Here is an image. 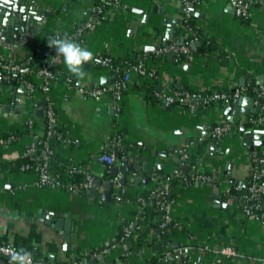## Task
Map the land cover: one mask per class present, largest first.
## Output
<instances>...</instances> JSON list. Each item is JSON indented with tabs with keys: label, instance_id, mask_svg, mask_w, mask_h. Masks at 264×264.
Returning a JSON list of instances; mask_svg holds the SVG:
<instances>
[{
	"label": "crops",
	"instance_id": "obj_1",
	"mask_svg": "<svg viewBox=\"0 0 264 264\" xmlns=\"http://www.w3.org/2000/svg\"><path fill=\"white\" fill-rule=\"evenodd\" d=\"M34 1L38 10H47L48 16L40 25L25 32L24 38L16 44L0 40L3 60L20 61L26 47L38 42L46 31L70 34L97 0ZM245 1L249 4L246 15L239 18L234 15L229 0H185L193 26L211 39L215 49L180 62L167 58L165 52L163 59L151 60V56L162 53V47L176 44L175 36L158 50L145 47L160 44L167 29L162 25L164 17L170 20V29L178 30L177 36L182 37L184 43L193 41H186L191 32L183 27L181 0H117L116 9L106 10L94 28L81 34L78 43L73 40L94 56L142 57L154 72L150 78H130L115 114L107 96H81L67 89L61 81L68 77L75 86L91 88V82L92 87L102 85L100 76L115 79L113 71L88 63L84 66L87 76L80 80L68 72L63 57L55 61L60 77L51 82L48 94L55 108L57 126L65 135L56 145V158L88 172L99 182L109 170L99 156L118 151L113 148V142L119 137L125 152L115 165L123 184L119 181L118 185L113 184L107 201L99 194L108 182H103L98 190L94 188L96 192L91 198L86 196L85 190L68 189L66 185L71 182L67 174L60 179L61 185H37L33 171L7 169L2 164L6 159L21 155L23 148L32 142L31 136H22L0 149V244L12 245L20 252L26 250L33 258L52 264H78L89 258H95V264H123L120 257L128 255L131 241L127 239L120 245L114 238L120 225L132 218L135 205L129 198L115 200L114 196L118 192L134 194L147 189L149 175L161 171L182 177L167 211L168 220L185 233L169 235L170 248L187 246L192 256L199 255L208 263L264 264V225L240 212V190L234 188L239 184L242 189L249 181L254 166L252 153L264 152V143L247 150L238 126L245 123L247 130L262 128L251 126L245 114H238L228 122L223 109L231 99L189 110L153 98L149 88L154 84L156 89L166 92L179 88L231 91L245 86L248 81L264 86V10L256 0ZM181 46L188 50L195 47ZM19 64L17 77L13 76L16 72H12L0 82L4 84L3 90L0 89V133L32 122L31 129L39 134L43 131L46 107L40 90L43 78L32 67L22 69L23 64ZM260 79L262 84L259 85ZM241 82L243 85H239ZM26 83L31 89L26 88ZM245 94L253 96L252 92ZM38 110H42L41 115H37ZM253 114L254 111L247 115ZM223 123H229L231 129L218 138V148H210L212 129ZM262 139L264 141V134ZM180 148L188 154L184 162L177 157L176 151ZM143 159L145 171L141 170ZM127 162L135 163L133 170L124 171ZM183 166H187L185 173ZM191 174L203 178L183 182V177ZM63 218L70 220V232L74 234L66 244L64 230L54 223ZM149 238L161 247L164 244L157 234ZM223 247L231 248L234 254H220L219 249ZM148 254L149 249L143 248L136 255H128L126 260L128 264H140ZM0 264H3L1 257Z\"/></svg>",
	"mask_w": 264,
	"mask_h": 264
},
{
	"label": "built area",
	"instance_id": "obj_2",
	"mask_svg": "<svg viewBox=\"0 0 264 264\" xmlns=\"http://www.w3.org/2000/svg\"><path fill=\"white\" fill-rule=\"evenodd\" d=\"M183 6L181 7L180 11L182 12V21L183 27L186 31L192 33V29L186 23V20L189 16V10L186 6L185 0H181ZM117 0H97L96 3L90 8L86 18L76 26L74 30V34L78 37L82 33L87 30L94 28L97 22L101 19V14L106 10H112L117 8ZM229 5L232 8V11L236 17L242 18L246 15V11L248 8V2L245 0H229ZM264 10V5L262 6ZM53 36H58V32L54 31ZM80 41V39H79ZM166 51H171L175 53H185L187 52L186 47L181 46L180 44L171 43L166 45L160 49V52L164 53ZM58 57L56 54L49 55L40 65L37 70V74H39L43 78V84L40 86V90L43 94V101L45 103V111H44V118L46 120L45 127H44V135L45 140L42 141L44 145V152L47 154L51 153V150L47 148V137L51 136L57 125V118L56 112L54 110V106L50 96L48 94V89L52 81L56 80L54 73H52L48 69V64L51 62H55ZM21 68V64L19 63H10V62H2L0 60V82L6 78V75L3 73L4 71L9 72H18ZM119 68V67H118ZM120 74L115 77L113 82L110 84H102L98 86H93L91 88H84L80 87L79 85H74L70 78L63 77L61 78L62 83L65 85L67 89L73 90L77 92L81 96L87 97H98L105 95L107 96L114 108V113L116 114L119 110L120 101L122 99L123 92L126 88V85L132 76L137 78H150L153 77L154 72L149 70L146 64H143L141 60H137L136 62L127 63L124 62L120 64ZM117 70V68H116ZM26 88L31 89L30 84L26 83ZM246 88L244 86L234 88L232 91H191L188 89H183L180 91L175 92H166L157 89L153 91L152 97L155 99H159L169 103L178 102L179 105L185 106L189 110H193L197 107H204L216 101H227L232 97H237L239 95L245 94ZM253 96H255V103L259 104L258 112L253 115H246V121L250 123L253 127H260L264 129V86H259L253 90ZM28 126H31L32 122H27ZM231 129V125L229 123H223L220 125L215 126L212 129L211 136L218 139L223 132H227ZM32 142L28 145V147L21 152V154H27L32 152L34 149V141L39 140L38 134H32ZM11 139V137L7 138L6 140ZM5 140L0 139V146L4 143ZM120 138L116 137L114 140V146L120 145ZM177 157L180 162H184L188 159V154L183 148L178 149ZM100 160L105 161L108 166L115 164V157L113 156L112 152H104L99 156ZM252 160L254 163L253 169L250 173V180L249 184L246 187L244 192L239 194V201H240V212L244 215L252 216L256 220H258L261 224L264 225V152L260 155L256 152L252 153ZM19 170H31L35 173V183L37 185H48V184H55L61 185L60 179L52 180L48 176L47 169H46V160L43 158L40 163L30 167L28 164H22ZM153 179V174L150 176ZM203 176L199 174H191L189 177H183V182L187 180H198L202 179ZM120 179L119 173L115 174L112 183L118 185V181ZM92 176L85 172L83 182H80L77 186H73L71 183L66 185L68 189H73L77 187L80 190H87L89 188H97L94 184ZM235 189L240 190L241 187L239 184H235ZM167 189V185L164 184L162 191ZM115 200H119V196H114ZM263 204V206H262ZM168 206V205H167ZM164 214V221L160 223V227H162L165 222L168 220V211ZM131 220L122 228V233L118 239L119 244L123 245L124 242L127 240L128 237L132 236L130 233L131 227ZM20 253L18 249L14 246L9 244H0V257L2 258L3 264H14L15 262L12 261V257ZM219 253L222 255H231L234 254L233 250L228 247H223L219 249ZM216 264L213 262H204L201 260L199 255L192 256L190 254L189 248L187 246H178L176 248H172V250L165 251L161 255L159 263L155 264ZM31 264H52L43 260L41 258H33L31 256ZM70 264H76V262H72Z\"/></svg>",
	"mask_w": 264,
	"mask_h": 264
},
{
	"label": "trees",
	"instance_id": "obj_3",
	"mask_svg": "<svg viewBox=\"0 0 264 264\" xmlns=\"http://www.w3.org/2000/svg\"><path fill=\"white\" fill-rule=\"evenodd\" d=\"M255 3L258 6L262 7L264 5V0H256ZM104 13L105 11L103 10L101 14V19L103 18ZM186 23L192 29L191 36L188 37L186 41H189L190 39L193 41H197L198 44L191 50L187 49V52L185 53H175L171 58L175 62H180L184 58L187 59L192 56L206 55L215 49V44L211 41V39L203 35L200 29L195 28L193 26L190 14L186 20ZM53 34H54V30L46 31L38 42L34 44H30L26 47V50L21 60L15 63H22L23 64L22 69L26 67L28 68L32 67L33 70L37 71L41 63L49 55L56 54V50L54 48L48 47V43H47L48 38L50 36H53ZM65 35L68 38L77 41V43L81 38V35L77 37L74 34V31L71 32L70 34L65 32H58V36H60L61 38L64 37ZM164 56H165L164 53H159L154 56H151V60L152 61L160 60L163 59ZM57 57L59 58L62 56H57ZM0 60L2 62H8L6 60H3L2 58H0ZM137 60H141L143 64H145L146 62V59L142 57L121 59V58H112L110 56H107L106 54H100L98 56H94L93 60L89 63H93L97 66L108 67L111 71L114 72V75L117 78V76L120 74L121 71L120 64H123L124 62L132 63V62H136ZM147 68L151 70V67H147ZM48 69L52 73H54L55 79H58L60 77L57 63L55 62L49 63ZM3 73L6 76L11 75V72L9 71H4ZM244 87L246 88V93H251V92L253 93V90L255 88H258L259 86H256L252 81H248ZM149 88L151 92L157 90L154 87V84L151 85V87ZM183 89L185 88H179L176 91H180ZM175 104H178V102L175 101ZM45 123L46 120L43 117V131L38 134L40 139L34 141V149L32 152H29L24 155L23 154L17 155L16 157L6 159L2 161V164H4L7 169L9 168L19 169L22 164H28L30 167H33L34 165L40 163L41 160L44 158L46 160V169L50 179L52 180L62 179L63 175L67 174L68 177L70 178L71 184L73 186H77L80 182H83L85 173L80 169H76L70 166L66 161H60L59 159L56 158L55 155L56 145L59 144L62 140H64L65 137V135L60 131L57 125L55 127L54 133L46 138L47 148L51 150V153L47 154L46 152H44L45 147L42 144V141L45 140V135H44ZM32 127L33 124L31 126H28V124L25 123L20 129H13L0 133V139L5 140L4 143L0 146V149L2 147L8 146L9 144L16 142L22 136L25 135L31 136L33 133L35 134V132L31 129ZM9 137H11V139L6 140ZM26 148L27 147H24L23 151ZM113 148L118 150L117 160L118 162H120L121 161L120 159L122 158L125 152L123 143L114 146ZM256 153L260 155L262 152L259 151ZM119 170L122 171L121 166H119ZM151 174H153V179H151L150 178L151 175H149L150 185L147 189H143L142 191H139L134 194H130L126 192L120 194H118L119 193L118 192L116 194L117 196H119V199H124V198L131 199V202L135 205V208L132 211V218L130 219L132 222L130 227V233L132 236L127 238L130 239L132 245L127 251H128V255H136L138 252H141L143 248L149 249L150 254H148V256L145 257L142 260V262H140V264L159 263V260L163 252L172 250V248L169 247L170 245V241L168 240L169 235H184L185 233L183 229L181 228L178 229L170 220H167L162 227L159 226L160 223L164 221L163 217L166 211V206L171 202L172 198L174 197L175 190L182 177L180 175H175V176L169 175L161 171H156ZM114 177L115 175H111L109 170H106L102 175L101 180L98 183H95V186L97 187L96 189L98 190L100 186H103V182H108L110 187L109 191H112L113 189L112 180L114 179ZM164 184L167 185V189L165 191H162ZM248 184L249 181L247 182L245 187L240 189V193L246 190ZM128 222L129 221L127 222L125 221L120 225V227L118 228V232L114 238V242H117L119 244L118 239L122 233V228ZM152 234H157V236H159L161 241L164 242L162 247L159 246L154 239L149 238ZM128 255L124 254L120 257V260L123 264H128L126 260ZM175 264H180V263L178 262Z\"/></svg>",
	"mask_w": 264,
	"mask_h": 264
},
{
	"label": "water",
	"instance_id": "obj_4",
	"mask_svg": "<svg viewBox=\"0 0 264 264\" xmlns=\"http://www.w3.org/2000/svg\"><path fill=\"white\" fill-rule=\"evenodd\" d=\"M190 2V0H187ZM192 10L193 7L191 6ZM48 16L47 10L37 9L35 6L34 0H9V2H5V0H0V40L3 42L9 43H17L19 39L24 38V33L27 31H31L36 25H40L42 19ZM174 22V21H173ZM162 25H166L167 29H165V33L163 34V38L159 45L155 46H147L145 49L158 50L160 46H164L168 41H170L171 36L177 37L175 41L176 44L180 45H189L190 47L196 46L198 44L197 41H189L188 43H184L182 37L177 36L178 30L176 28L170 29V20L166 17L163 18ZM75 42V41H74ZM76 43V42H75ZM165 55L167 58H171L174 53L171 51H166ZM22 72V70L20 71ZM19 72L13 74L14 77H17ZM114 79L111 78L108 80L107 77L100 76L99 82L100 84H108L111 83ZM261 80V79H260ZM258 81V84H262V80ZM92 82L90 87H92ZM243 85V82L241 84ZM4 84L0 85V89L3 90ZM233 90V89H232ZM231 90V91H232ZM255 100V96H249L247 94H242L237 97H232L230 104L226 105L223 109V113L227 115L226 119L228 122H232L233 117H236L238 114H249L250 112H258L259 104H253ZM171 104V103H168ZM44 107V103H41ZM42 110L37 111V115H41ZM239 131L241 132L242 142L246 145L247 150H252L255 145H262L264 143L262 136L264 134V129H252L247 130L246 124L241 123L238 126ZM254 139V140H252ZM212 144L210 148H218L219 140L212 137ZM220 152V149L218 150ZM226 152V151H225ZM113 156L115 157V164H117L118 151L113 152ZM144 158V157H143ZM141 164V170H146V162L145 159ZM111 165L109 167V172L111 175H115L117 173L118 167L117 165ZM135 163L127 162L124 167V171L133 170ZM187 166H183L182 172L185 173ZM147 180V177H144ZM94 182H98L97 178H93ZM123 178L119 179L120 184H123ZM246 186V184H244ZM96 190L94 188H89L85 190V194L87 197L91 198L95 194ZM108 192H109V183H105L103 187V191L99 194L100 198L104 201L108 200ZM62 217V216H61ZM55 226L64 230L63 237L65 240V244L68 241V238L74 236L72 232H70V220L68 218L56 219L54 221ZM65 244L63 247H65ZM127 245H130V242H126ZM35 253V252H34ZM52 255H49L51 258ZM95 258H89L85 262H79L78 264H95Z\"/></svg>",
	"mask_w": 264,
	"mask_h": 264
},
{
	"label": "clouds",
	"instance_id": "obj_5",
	"mask_svg": "<svg viewBox=\"0 0 264 264\" xmlns=\"http://www.w3.org/2000/svg\"><path fill=\"white\" fill-rule=\"evenodd\" d=\"M5 2H9V0H5ZM47 43L48 47L56 50V56L63 57L64 64L72 76L80 80L87 76L84 66L93 60V52L76 44L66 35L62 38L60 36H50ZM12 261L19 262V264H31V253L21 250L20 253L12 257Z\"/></svg>",
	"mask_w": 264,
	"mask_h": 264
}]
</instances>
